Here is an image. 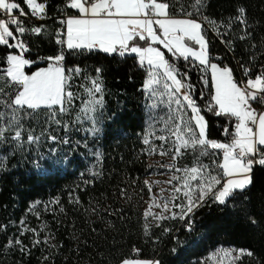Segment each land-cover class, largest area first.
Wrapping results in <instances>:
<instances>
[{
    "label": "trees",
    "instance_id": "trees-1",
    "mask_svg": "<svg viewBox=\"0 0 264 264\" xmlns=\"http://www.w3.org/2000/svg\"><path fill=\"white\" fill-rule=\"evenodd\" d=\"M66 1L37 0L47 7L45 17L36 19L24 0H16L28 13L21 18L25 33L17 34L28 46L23 57L31 66L25 72L31 74L52 64L47 58L63 48L62 66L69 77L65 90L73 93V99L65 101L67 112H55L60 123L54 122L51 128L36 124L31 109L17 113L19 124L9 127L10 110L0 108L6 114L0 128L7 129L0 142V264H121L131 258L159 264H207L201 260L218 247L252 253L243 255L237 264H264V166L255 164L252 184L237 190L224 205L206 199L191 214V231L186 219H145L143 203L149 196L145 178L153 168L143 140L167 108L163 104L150 108L154 100L145 90L147 71L135 56L72 51L56 43L62 21L75 13L70 8L58 9ZM167 2L172 16L184 17L181 6L193 12L191 18L204 25L210 61L230 68L241 86L264 71V0H205L199 13L191 8L193 0ZM239 8L246 10L244 24L236 19ZM41 26L40 34L30 31ZM10 28L15 32V27ZM161 49L166 59L187 74L184 79L193 86V98L207 122L208 139L230 143L237 121L216 115L217 108L209 110V104H214L209 70L202 71L191 58L185 61ZM10 53L21 50L0 45V77ZM77 67L79 73L69 71ZM97 68L102 69L104 107L95 113L101 131L93 135L89 131L92 122L81 109L89 99L86 89ZM245 69H249L247 75ZM16 130L21 131L19 141L14 139ZM29 135L39 140L29 143ZM212 151L208 155L187 151L174 160L175 166L185 169L200 163L218 175L223 152Z\"/></svg>",
    "mask_w": 264,
    "mask_h": 264
},
{
    "label": "snow or ice",
    "instance_id": "snow-or-ice-1",
    "mask_svg": "<svg viewBox=\"0 0 264 264\" xmlns=\"http://www.w3.org/2000/svg\"><path fill=\"white\" fill-rule=\"evenodd\" d=\"M24 3L32 16L40 19L45 17L46 3L37 0H24ZM204 4L205 0H193L191 8L199 13ZM67 6L77 10L79 15L62 21L66 25L64 33L66 39H57V44L64 45L66 49L72 51L95 49L107 54L116 53L121 57L133 55L139 66L146 69L148 78L145 89L149 93V99L155 98L150 108L156 109L160 104L167 108V119L163 120L161 129L166 134L156 136L154 131L148 133V136H154L163 142L158 146L159 150L157 146L152 145L148 136L143 140L144 144L149 145V154L164 156L171 153L175 160L187 151L208 155L212 150H222V163L218 165L220 174L212 175L208 166L200 163L191 168H175L176 172H183V176L174 175L166 183L173 184V181H177L179 186L173 185L170 197L161 196L162 204L153 197L148 209L145 210V219L152 217L159 222L177 217V213L171 211L169 205L178 208L179 218L188 220L187 230L191 231V214L194 209L202 206L206 198L210 197L213 202L224 205L237 190L244 191L252 184L251 173L255 164L264 166V112H257L251 103L258 102L264 105V71L255 79L248 78L241 86L235 81L230 68L226 66L221 68L210 61L204 25L199 20L191 18L193 12L186 11L181 6L180 12L185 18H176L170 15V4L167 0H69ZM238 12L239 16L236 19L242 24L246 23L243 19L246 10L239 8ZM0 14L7 17L0 19V45L21 50L20 54L7 55L8 67L4 76L0 77L19 86L10 101L0 99V105L9 109L11 113L9 127L19 124L17 113L24 109L57 106L60 112H67L65 101L71 103L73 93L65 91L69 77L65 75V69L61 64L65 59L64 49L62 48L56 56L47 58L53 61L47 69H40L31 76L26 75L23 69L30 61L23 58V52L27 51V48L17 34L25 33L26 29L22 26L23 21L20 17L27 16L28 13L24 12L16 0H0ZM210 23L215 25V21ZM10 25L15 26V32ZM30 31L40 34L42 26L34 27ZM10 40L17 42L10 43ZM156 44L162 45L173 56L178 55L185 61L191 58L198 62L197 67L202 71L210 69L214 85L212 94L214 104L210 103L208 108L210 111L217 108L216 115L236 118L231 143L208 139L207 122L193 98V86L187 84L184 79L187 74L181 73L174 63L166 59L164 52L154 46ZM193 44L198 47H193ZM69 71L79 73L81 69L77 67ZM95 71L97 75L91 79V87L86 89L89 99L84 102L81 109L82 115L92 122L93 127L89 131L93 135L101 131L97 127L100 119L95 113L104 107L103 82L100 77L102 69L97 68ZM244 71L247 75L249 69ZM204 84L207 86V79H204ZM0 92H3L2 88ZM5 115V112L0 111V119ZM55 115L53 112V122L59 124L60 121L55 119ZM80 119L78 116L77 122ZM65 127L67 128V125ZM6 130L0 128V142L4 140ZM224 131L227 134L228 130ZM20 138L21 131L16 130L14 139L19 141ZM49 138L53 141L57 139L55 136ZM27 140L29 143H36L39 136L29 135ZM63 143L67 144L68 140L65 139ZM164 144L170 147L166 149ZM212 154H215V151H212ZM56 162L52 161L53 164ZM145 183L151 190V185L147 181ZM163 192L164 189H161V193ZM180 195L184 197V202L177 204L175 201ZM153 207L161 208L162 211L157 214L152 211ZM252 223L255 224L256 221L252 220ZM240 253L252 255L250 251L243 249ZM224 254L231 255L228 251ZM121 264H159V261L125 259Z\"/></svg>",
    "mask_w": 264,
    "mask_h": 264
},
{
    "label": "rangeland",
    "instance_id": "rangeland-1",
    "mask_svg": "<svg viewBox=\"0 0 264 264\" xmlns=\"http://www.w3.org/2000/svg\"><path fill=\"white\" fill-rule=\"evenodd\" d=\"M189 43H191V42H189ZM157 45H159V44H156L154 46L158 47ZM159 46L161 48H163L162 45H159ZM192 46L198 47L197 45H194V44ZM160 47H158V48L162 51V49ZM163 49H165V48H163ZM165 50H167V49H165ZM207 51H208V44H207ZM50 65L51 64H49L46 67H41L40 69H47ZM29 66H31V64ZM29 66H27V67H29ZM25 68L23 69L24 72H25ZM40 69H37L36 71H38ZM36 71H34L31 74H28L25 72V74L31 76ZM3 76H4V74L1 77H3ZM145 84H146V82H145ZM0 88L3 89V92H0V99L10 101L11 97H13L16 94V91L18 90L19 86L16 84L7 82L6 79H4V78H0ZM147 93H148V91H147ZM154 99L155 98H153L152 100H154ZM0 108L4 109L5 107L3 105H0ZM41 108H43V109H41ZM55 108H57V109H55ZM44 109H46L47 111H43ZM263 110H264V108L262 109V111ZM30 111L32 112L31 117L32 118L35 117L36 124L46 125V128H51L54 124L53 119H52V113L58 111V114H59V112H60L59 108L57 106H53L52 108L40 107V108L35 109V110L31 109ZM257 112H260V111H257ZM166 119H167V114L160 115V117H158V121L157 122L154 121L151 124V127L148 130L146 136H148L149 131H154L156 136L166 134V133L161 131V129L163 128V120H166ZM156 126H158V128ZM40 127H42V126H40ZM255 130L256 129L254 128V131ZM148 138L151 141L152 145L157 146V150H159V147H158L159 144H157V141H156L157 139H155L154 136H148ZM146 147H147V154L149 156V164H150V166H152L153 170H152V173L145 178V182L147 181V183L149 185H151V190H149V187L146 185L147 189L149 191V196L143 203L144 213H145V210L148 209L149 205L151 204L153 197H156L157 202L162 204L163 200L161 199V196L170 197L172 194L173 185L179 186V182H177V181H173V184H168V183H166V181L170 180L174 175L175 176H183V172H176L174 170L176 168V166H175V161H174L171 153H169L168 155H164V156L159 155V154H149V152H148L149 145H146ZM164 147L167 149L168 147H170V145L164 144ZM169 166H174V167L169 168ZM161 189H164L163 193H161ZM206 199H208V198H206ZM183 202H184V197L182 195H180L179 199L175 201V203H177V204H181ZM169 207H170L171 211H175L177 213L176 218H179L180 209L172 208L171 205H169ZM152 211L159 214L162 211V209L153 207ZM164 214L169 215V213H164ZM147 220L156 221L152 217H148ZM240 250L241 249H237L234 247H218L201 261L206 262L207 264H237V261L243 256L240 253ZM225 251L230 252L231 255H225L224 254ZM129 260L156 261V260L139 259V258H131Z\"/></svg>",
    "mask_w": 264,
    "mask_h": 264
},
{
    "label": "built area",
    "instance_id": "built-area-1",
    "mask_svg": "<svg viewBox=\"0 0 264 264\" xmlns=\"http://www.w3.org/2000/svg\"><path fill=\"white\" fill-rule=\"evenodd\" d=\"M68 3H69V1H66V2H64L63 4H60L59 6H58V9H60V10H63V11H66L68 8H70V7H68L67 5H68ZM16 15H19V13H15ZM23 16H21L20 17V19L22 18ZM35 17V16H34ZM5 18H7L5 15H3V14H0V19H5ZM36 19H39V17H36ZM64 23H62V28H60L59 29V31L57 32V36H58V38L57 39H60V40H64V33H65V24L63 25ZM10 26H12V25H10ZM13 27H15V26H13ZM19 38V40H22L20 37H18ZM23 41V40H22ZM24 43V42H23ZM25 44V43H24ZM26 45V44H25ZM26 48L28 49V46L26 45ZM64 63V60L61 62V64H63ZM235 79V81H236V78H234ZM237 82V81H236ZM254 103V102H253ZM257 103V105H255V109H256V111H262V109L264 108V105H261L260 103H258V102H256ZM224 139H225V137H224ZM134 257H136V252H135V254H134Z\"/></svg>",
    "mask_w": 264,
    "mask_h": 264
},
{
    "label": "crops",
    "instance_id": "crops-1",
    "mask_svg": "<svg viewBox=\"0 0 264 264\" xmlns=\"http://www.w3.org/2000/svg\"><path fill=\"white\" fill-rule=\"evenodd\" d=\"M70 9H72V8H70ZM74 11H75V13H72V14H69V15H67L66 16V18H65V20L67 19V18H70V17H74V16H78L79 15V13H78V11L77 10H75V9H73ZM176 18H185V17H176ZM65 32H66V25H65ZM64 39H66V36L64 35ZM95 50V49H94ZM24 58V57H23ZM25 59V58H24ZM31 64V63H30ZM29 64V65H30ZM29 65H26L25 67H27V66H29ZM7 67H8V65H7ZM24 67V68H25ZM221 68H223V67H221ZM7 69V68H6ZM6 69H5V72H6ZM4 72V73H5ZM209 72H210V69H209ZM210 74H211V72H210ZM212 83H213V81H212ZM244 85V84H243ZM242 85V86H243ZM213 89H214V85H213ZM252 103V107L253 108H255V104L253 103V102H251ZM262 112H264V110L262 111Z\"/></svg>",
    "mask_w": 264,
    "mask_h": 264
}]
</instances>
